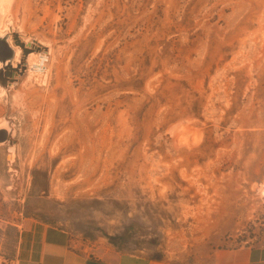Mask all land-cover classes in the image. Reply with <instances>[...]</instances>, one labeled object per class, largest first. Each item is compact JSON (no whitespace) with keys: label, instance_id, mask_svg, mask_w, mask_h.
I'll list each match as a JSON object with an SVG mask.
<instances>
[{"label":"rangeland","instance_id":"1","mask_svg":"<svg viewBox=\"0 0 264 264\" xmlns=\"http://www.w3.org/2000/svg\"><path fill=\"white\" fill-rule=\"evenodd\" d=\"M9 13L4 32L48 51L0 81V222L179 264L264 246V0H13Z\"/></svg>","mask_w":264,"mask_h":264},{"label":"crops","instance_id":"2","mask_svg":"<svg viewBox=\"0 0 264 264\" xmlns=\"http://www.w3.org/2000/svg\"><path fill=\"white\" fill-rule=\"evenodd\" d=\"M0 197L8 201L4 195ZM13 235L17 238L14 245L10 244ZM0 258L11 264H179L111 244L81 248L73 243L68 229L27 216L0 222ZM210 264H264V246L222 249Z\"/></svg>","mask_w":264,"mask_h":264},{"label":"flooded vegetation","instance_id":"3","mask_svg":"<svg viewBox=\"0 0 264 264\" xmlns=\"http://www.w3.org/2000/svg\"><path fill=\"white\" fill-rule=\"evenodd\" d=\"M13 33V34H11ZM0 37L7 42V44L12 49V54L9 58L5 61H0V81L2 83H12L19 78L18 75L25 74L27 72L28 65V58L34 51L42 52L41 54L44 56L47 54L48 46L42 44L41 42L34 40L32 41H24L21 39L20 35L16 31H3L0 33ZM18 57V58H17ZM36 68H40V64H33ZM31 65V66H33ZM39 66V67H37ZM6 71H9L10 74L7 76L9 80L5 81L3 76L1 75L4 72V76H6ZM1 127L0 129H3ZM10 131L7 130L4 133H1L0 136L2 139L6 140L10 136Z\"/></svg>","mask_w":264,"mask_h":264},{"label":"bare ground","instance_id":"4","mask_svg":"<svg viewBox=\"0 0 264 264\" xmlns=\"http://www.w3.org/2000/svg\"><path fill=\"white\" fill-rule=\"evenodd\" d=\"M12 1L13 0H0V3H2L3 4V8H4V15H5V18H3L4 16L0 13V33L1 32H3V30H4V26H6L7 27V24H6V17L10 14L9 12H11V4H12ZM0 12H2L1 11V6H0ZM8 21V20H7ZM7 29V28H6ZM18 58V57H17ZM34 58H36V57H34ZM33 59V58H32ZM33 61H36V60H33ZM32 61V62H33ZM19 95V94H18ZM17 95V96H18ZM21 95V94H20ZM16 96V97H17ZM15 97V98H16ZM22 97V96H21ZM20 97V98H21ZM19 99V98H18ZM18 101V100H17ZM19 101H20V99H19ZM21 102H22V100H21ZM24 103V102H23ZM261 189H262V191H263V194H264V184H262L261 185Z\"/></svg>","mask_w":264,"mask_h":264},{"label":"water","instance_id":"5","mask_svg":"<svg viewBox=\"0 0 264 264\" xmlns=\"http://www.w3.org/2000/svg\"><path fill=\"white\" fill-rule=\"evenodd\" d=\"M12 49L10 46L0 37V61H5L7 58H9L12 54ZM10 74L9 71H6V76H4V72L1 73L3 76V79L5 81L8 80V75ZM3 131V129L0 130V132ZM5 132V131H4Z\"/></svg>","mask_w":264,"mask_h":264},{"label":"trees","instance_id":"6","mask_svg":"<svg viewBox=\"0 0 264 264\" xmlns=\"http://www.w3.org/2000/svg\"><path fill=\"white\" fill-rule=\"evenodd\" d=\"M11 229H13V228H11ZM13 237H14V235L10 239V244H12V245H14V243L17 242V238L16 237L13 238Z\"/></svg>","mask_w":264,"mask_h":264},{"label":"built area","instance_id":"7","mask_svg":"<svg viewBox=\"0 0 264 264\" xmlns=\"http://www.w3.org/2000/svg\"><path fill=\"white\" fill-rule=\"evenodd\" d=\"M0 264H11V262L0 258Z\"/></svg>","mask_w":264,"mask_h":264}]
</instances>
